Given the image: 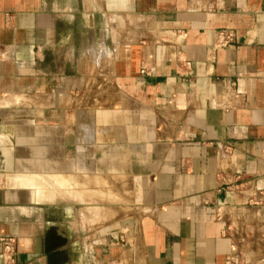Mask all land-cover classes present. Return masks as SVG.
Returning <instances> with one entry per match:
<instances>
[{
    "label": "crops",
    "instance_id": "0c3cea01",
    "mask_svg": "<svg viewBox=\"0 0 264 264\" xmlns=\"http://www.w3.org/2000/svg\"><path fill=\"white\" fill-rule=\"evenodd\" d=\"M0 116L16 264H264V0H0Z\"/></svg>",
    "mask_w": 264,
    "mask_h": 264
},
{
    "label": "rangeland",
    "instance_id": "374dc122",
    "mask_svg": "<svg viewBox=\"0 0 264 264\" xmlns=\"http://www.w3.org/2000/svg\"><path fill=\"white\" fill-rule=\"evenodd\" d=\"M2 117L0 116V120H2ZM9 127L10 130H7V125L5 123H0V177L6 172L12 171V161H15V159L18 158L17 156L21 155L20 148H15L14 145L10 146L14 143L13 141H20L22 139L21 131H12L11 128H13V125ZM7 162H10L9 168L7 167ZM1 183H5L4 177H1L0 184Z\"/></svg>",
    "mask_w": 264,
    "mask_h": 264
},
{
    "label": "built area",
    "instance_id": "2783aa9c",
    "mask_svg": "<svg viewBox=\"0 0 264 264\" xmlns=\"http://www.w3.org/2000/svg\"><path fill=\"white\" fill-rule=\"evenodd\" d=\"M232 35L229 33L225 35V41L231 39ZM0 256L2 258L1 264H16V249L15 240L12 237L0 236Z\"/></svg>",
    "mask_w": 264,
    "mask_h": 264
}]
</instances>
